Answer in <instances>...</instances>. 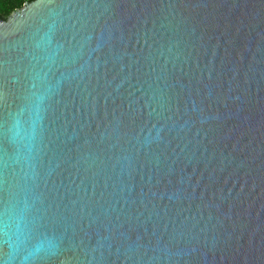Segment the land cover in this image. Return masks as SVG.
<instances>
[{"label":"water","instance_id":"water-1","mask_svg":"<svg viewBox=\"0 0 264 264\" xmlns=\"http://www.w3.org/2000/svg\"><path fill=\"white\" fill-rule=\"evenodd\" d=\"M0 261L264 264V0L0 17Z\"/></svg>","mask_w":264,"mask_h":264},{"label":"trees","instance_id":"trees-1","mask_svg":"<svg viewBox=\"0 0 264 264\" xmlns=\"http://www.w3.org/2000/svg\"><path fill=\"white\" fill-rule=\"evenodd\" d=\"M33 0H0V17L7 19L13 11Z\"/></svg>","mask_w":264,"mask_h":264},{"label":"snow or ice","instance_id":"snow-or-ice-1","mask_svg":"<svg viewBox=\"0 0 264 264\" xmlns=\"http://www.w3.org/2000/svg\"><path fill=\"white\" fill-rule=\"evenodd\" d=\"M0 264H2V261H0Z\"/></svg>","mask_w":264,"mask_h":264}]
</instances>
